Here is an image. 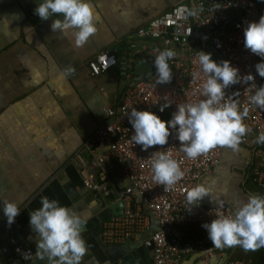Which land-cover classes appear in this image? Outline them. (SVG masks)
I'll use <instances>...</instances> for the list:
<instances>
[{"label": "crops", "instance_id": "1", "mask_svg": "<svg viewBox=\"0 0 264 264\" xmlns=\"http://www.w3.org/2000/svg\"><path fill=\"white\" fill-rule=\"evenodd\" d=\"M183 1L90 0L97 31L76 46L75 29L60 32L50 28L52 19H62L61 14L46 20L35 14L39 0H0V200L15 201L20 209L9 225L0 202V233L12 231L30 247L32 257L24 264H47L46 258L35 256L37 234L28 223V214L40 207L42 196L88 215L81 233L87 251L80 264H153L152 252L143 240L158 226L147 208L134 198L129 206L146 216L147 227L128 240L107 243L103 224L113 216L118 199L114 196L99 203L83 184L89 159L84 141L106 122L104 109L119 104L125 79L116 67L90 76L81 54L120 52L138 27ZM251 1L264 14V0ZM105 154L103 148L96 155ZM263 166L264 142L256 143L253 136L236 150L220 146L219 164L203 180L208 189L204 203L225 204L234 210L249 195H264L251 176ZM90 201H95L91 208ZM180 230L182 242L193 245V251L176 264H264V247L255 251L238 245L202 250L194 245L201 226L186 224ZM0 264L11 262L0 254Z\"/></svg>", "mask_w": 264, "mask_h": 264}, {"label": "built area", "instance_id": "2", "mask_svg": "<svg viewBox=\"0 0 264 264\" xmlns=\"http://www.w3.org/2000/svg\"><path fill=\"white\" fill-rule=\"evenodd\" d=\"M186 6L196 9L195 16L177 15V9ZM261 15L251 0H184L169 8L164 14L138 27L128 38L125 47L101 51L95 55L82 52L83 65L92 77L112 68H118L125 79V89L117 107H106V123L97 127L84 142L89 159L84 166V186L101 202L115 192L126 204L120 216H113L103 224V239L107 243H120L140 234L148 225L146 216L130 208L137 198L157 222V230L143 245L152 252L153 264H176L193 251V245L182 242L181 225H199L210 222L217 214L228 215L233 209L225 204L207 206L204 197L198 204L189 205L186 193L203 180L219 164L220 146L209 149L196 158H188L180 149L179 141L170 136L165 145H153L142 150L130 140L132 128L127 113L131 108L148 109L161 119L167 120L182 103L204 99L200 86L204 75L200 71L197 51L211 54L216 62L228 60L243 76L251 73V82L229 86L225 94L231 96L242 109L248 104L249 95L260 86L261 78L254 65L261 58L243 46V29L249 21ZM171 48L176 55L168 63L172 79L166 84L156 83L152 61L157 50ZM145 60L151 67L150 74L140 76L135 72L137 60ZM235 92V95L232 93ZM170 105L158 111L159 105ZM242 123L246 131L239 144L246 143L250 136L256 140L264 132V110L250 106ZM106 149V154H96ZM153 151L167 152L175 159L184 173L173 185L157 184L152 180L151 160ZM252 180L264 189V166L252 173ZM121 181L128 183L119 187ZM195 248L207 250L213 247L205 229L194 240ZM0 254L11 264H24L32 257L30 247L14 232L0 233ZM29 258H25L26 256ZM224 264H247L243 261H227Z\"/></svg>", "mask_w": 264, "mask_h": 264}, {"label": "clouds", "instance_id": "3", "mask_svg": "<svg viewBox=\"0 0 264 264\" xmlns=\"http://www.w3.org/2000/svg\"><path fill=\"white\" fill-rule=\"evenodd\" d=\"M176 11L181 17L197 14L196 9L186 6ZM34 12L42 20L61 14L62 19H52L50 28L60 32L75 29L73 37L76 46L83 45L97 31L90 0H39ZM243 46L261 58L254 68L257 75L264 77V14L256 21H249L243 29ZM175 55L171 48L157 50L152 61L157 84L171 81L172 70L168 61ZM197 60L204 75L200 86V95L204 99L176 105L167 120L148 109L133 107L127 113L132 128L130 140L140 145L142 150L153 145H165L170 136L179 141L181 151L188 158H196L216 146L236 150L242 136L251 130L242 123L249 107L264 110V83L259 87L253 85L255 91L249 95L248 104L242 109L231 96L225 94V90L233 84L251 82V73L241 76L238 68L228 60L216 62L211 59L210 53L204 51H197ZM169 105L168 102L159 105L158 111L163 112ZM261 142H264V132H259L256 137V143ZM152 154V180L157 184L171 186L184 174L169 153L153 151ZM206 194L208 189L197 184L187 191L186 200L189 205L198 204ZM0 202L6 223L10 225L20 209L15 201L3 199ZM94 205L95 201L89 202V208ZM87 219L88 215L78 214L55 199L42 196L40 207L28 214V223L37 234L36 258H46L47 264H80L87 251L81 235ZM201 227L216 248L238 245L245 251H255L264 247V195H249L231 214H217L210 222L202 223Z\"/></svg>", "mask_w": 264, "mask_h": 264}, {"label": "rangeland", "instance_id": "4", "mask_svg": "<svg viewBox=\"0 0 264 264\" xmlns=\"http://www.w3.org/2000/svg\"><path fill=\"white\" fill-rule=\"evenodd\" d=\"M150 65L142 59H139L135 63V72L140 76H146L150 74Z\"/></svg>", "mask_w": 264, "mask_h": 264}, {"label": "water", "instance_id": "5", "mask_svg": "<svg viewBox=\"0 0 264 264\" xmlns=\"http://www.w3.org/2000/svg\"><path fill=\"white\" fill-rule=\"evenodd\" d=\"M115 209H118V210H117L118 212H116ZM112 210H113V215H114V216H119V215H121L122 212H123V210H124V206H123L122 202H121V201H117V202L114 204V206L112 207Z\"/></svg>", "mask_w": 264, "mask_h": 264}, {"label": "bare ground", "instance_id": "6", "mask_svg": "<svg viewBox=\"0 0 264 264\" xmlns=\"http://www.w3.org/2000/svg\"><path fill=\"white\" fill-rule=\"evenodd\" d=\"M106 121H107V119H106ZM105 123H106V122H105ZM105 123H104V124H105ZM104 124H103V125H104ZM101 126H102V125H101ZM96 129H97V128H96ZM94 132H95V131H94ZM94 132H93V133H94ZM93 133H92V134H93ZM92 134H91V135H92ZM91 135H90V136H91ZM86 139H87V138H86ZM86 139H85V140H86ZM84 142H85V141H84ZM83 149H84V144H83ZM84 151H86V150L84 149ZM121 182H126V181H121ZM121 182H119V183H121ZM126 183H127V182H126ZM83 184H84V183H83ZM127 185H128V183H127ZM127 185H126V186H127ZM118 186H119V184H118ZM119 187H122V188H123V187H125V186H119ZM89 191H90V190H89ZM90 192H91V191H90ZM92 194H93V193H92ZM111 196H115V197L118 199V197L116 196L115 192H112L108 198H105V199L102 200V201H107L108 199H110ZM118 201H121V200L118 199ZM121 202H122V201H121ZM99 203H101V202H99ZM122 204H123V206H124V210H125V208H126V204H125L124 202H122ZM124 210H123V212H124ZM123 212H122V213H123ZM113 216H114V215H113ZM113 216H112V217H113ZM119 216H120V215H119ZM110 218H111V217H110Z\"/></svg>", "mask_w": 264, "mask_h": 264}, {"label": "trees", "instance_id": "7", "mask_svg": "<svg viewBox=\"0 0 264 264\" xmlns=\"http://www.w3.org/2000/svg\"><path fill=\"white\" fill-rule=\"evenodd\" d=\"M125 47V46H124ZM110 198H114V196H111Z\"/></svg>", "mask_w": 264, "mask_h": 264}]
</instances>
